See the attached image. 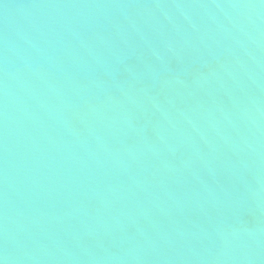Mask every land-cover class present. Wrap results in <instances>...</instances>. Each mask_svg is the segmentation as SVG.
Here are the masks:
<instances>
[{"label":"water","instance_id":"water-1","mask_svg":"<svg viewBox=\"0 0 264 264\" xmlns=\"http://www.w3.org/2000/svg\"><path fill=\"white\" fill-rule=\"evenodd\" d=\"M0 264H264V0H0Z\"/></svg>","mask_w":264,"mask_h":264}]
</instances>
